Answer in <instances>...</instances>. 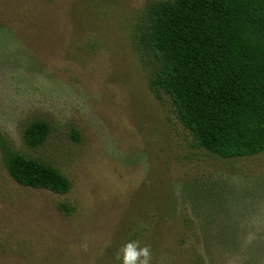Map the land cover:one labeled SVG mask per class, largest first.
Segmentation results:
<instances>
[{"label":"rangeland","instance_id":"obj_1","mask_svg":"<svg viewBox=\"0 0 264 264\" xmlns=\"http://www.w3.org/2000/svg\"><path fill=\"white\" fill-rule=\"evenodd\" d=\"M151 1L0 0V134L71 181L22 185L0 147V264H118L128 240L151 264H264V151L198 146L150 87Z\"/></svg>","mask_w":264,"mask_h":264},{"label":"trees","instance_id":"obj_2","mask_svg":"<svg viewBox=\"0 0 264 264\" xmlns=\"http://www.w3.org/2000/svg\"><path fill=\"white\" fill-rule=\"evenodd\" d=\"M148 13L144 43L156 63L150 87L170 96L195 143L225 158L263 152L264 0L151 1ZM49 134L50 124L35 120L24 137L39 147ZM0 147L18 183L71 189L58 168L14 150L1 134Z\"/></svg>","mask_w":264,"mask_h":264},{"label":"clouds","instance_id":"obj_3","mask_svg":"<svg viewBox=\"0 0 264 264\" xmlns=\"http://www.w3.org/2000/svg\"><path fill=\"white\" fill-rule=\"evenodd\" d=\"M115 260L118 264H151L152 253L149 246L128 240L117 250Z\"/></svg>","mask_w":264,"mask_h":264}]
</instances>
